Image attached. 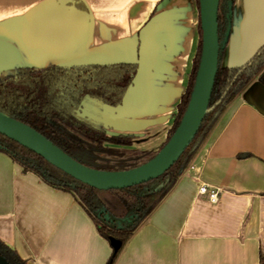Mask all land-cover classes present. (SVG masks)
Returning a JSON list of instances; mask_svg holds the SVG:
<instances>
[{"label": "crops", "instance_id": "crops-1", "mask_svg": "<svg viewBox=\"0 0 264 264\" xmlns=\"http://www.w3.org/2000/svg\"><path fill=\"white\" fill-rule=\"evenodd\" d=\"M55 1L0 0V69L61 65L127 40H150L153 45L134 51L141 64L128 90V101L147 114L128 119L156 116L170 127L198 41L194 1L80 0L88 25L68 40L48 33L41 20ZM261 6V0H235L222 67L244 63L264 40ZM141 131L128 132L132 148L141 151H156L167 133L152 140L139 138ZM202 185L218 191L216 203L199 194ZM0 241L27 264H106L113 253L69 194L23 173L3 153ZM261 257L264 85L255 81L226 107L176 186L113 264H260Z\"/></svg>", "mask_w": 264, "mask_h": 264}, {"label": "trees", "instance_id": "trees-1", "mask_svg": "<svg viewBox=\"0 0 264 264\" xmlns=\"http://www.w3.org/2000/svg\"><path fill=\"white\" fill-rule=\"evenodd\" d=\"M198 9V0H194ZM219 0L218 37L221 41L227 27L229 3ZM72 4L86 11L80 0ZM198 41L187 83L164 142L156 151L132 148L134 136L109 134L102 124L80 113L88 104L118 108L136 76L137 65L117 63L106 66L22 67L0 71V112L44 136L76 162L95 170L118 172L136 168L149 161L170 138L189 101L201 49L199 17ZM221 52L211 92L209 107L195 137L179 159L161 176L123 190L99 191L86 186L51 166L44 159L14 141L0 135V153L8 156L23 173L36 176L47 187L69 194L92 221L98 235L118 242L106 264H113L120 250L139 227L173 190L180 177L213 131L226 107L252 83L264 85V47L244 65L221 66ZM218 103V104H217ZM0 255L9 264H27L0 241ZM264 264V257L260 258Z\"/></svg>", "mask_w": 264, "mask_h": 264}, {"label": "water", "instance_id": "water-1", "mask_svg": "<svg viewBox=\"0 0 264 264\" xmlns=\"http://www.w3.org/2000/svg\"><path fill=\"white\" fill-rule=\"evenodd\" d=\"M218 3L219 0H198L201 49L189 101L170 138L146 163L130 170L118 172L88 168L70 158L34 129L2 112H0V135L30 150L74 180L99 191L123 190L144 184L161 176L179 159L195 137L204 117L213 109V107H209V101L217 72L219 54L224 51L230 37L233 8L232 3H229L226 15L228 24L224 37L220 41L218 37ZM261 3L260 9L264 21V0H261ZM41 20L48 33L58 39L67 40L78 30H82L88 25L87 13L78 10L72 4V0H56L54 5L42 14ZM146 45H153V42L140 38L127 40L80 55L61 65L79 68L131 63L137 65L138 70L141 63L132 56H134L135 50L144 48ZM261 47H264V40L258 42L248 59L238 66L246 64ZM4 70L9 69H0V71ZM128 90L124 100L127 98ZM124 100L122 105L118 107L120 110L133 115L147 114V112L136 108L130 101H128V108H126ZM82 115L102 124L106 128H117L126 132L137 131L147 125L146 122L139 123L129 119L128 124L112 122L105 118L96 117L85 110H82ZM109 243L113 253H116L119 248L118 242L111 240ZM0 264L9 263L0 255Z\"/></svg>", "mask_w": 264, "mask_h": 264}, {"label": "rangeland", "instance_id": "rangeland-1", "mask_svg": "<svg viewBox=\"0 0 264 264\" xmlns=\"http://www.w3.org/2000/svg\"><path fill=\"white\" fill-rule=\"evenodd\" d=\"M195 6H196V4H195ZM192 20H194L195 23L198 22V9L197 8H196V15L194 16V18H192ZM124 106L126 108H128V95H127L126 100H124ZM85 110L87 112H89L90 114H92L96 117H99V118H105V119H108L112 122L128 124V112L120 110L119 108L118 109H110V108H106V107L104 108L103 107L101 109L97 105L88 104L85 106ZM174 114H175V111H174ZM174 114H173V117H174ZM129 117H130L129 120L136 121L139 123H145V122L147 123V125H146L147 128H142L141 130H143V131H141V133H137V136L139 138H148V139L151 138L152 140H155V138L157 136V138L159 140H161L164 136L162 134L163 133L162 130H168L170 128L169 126L166 128L165 125L160 126L159 119L156 116L146 117L144 119L133 118V116L132 117L129 116ZM154 122H156V124ZM148 125H149V127H148ZM107 132L109 134H118V133H127L128 134V132L118 130L117 128H107ZM152 136H154V137H152Z\"/></svg>", "mask_w": 264, "mask_h": 264}, {"label": "built area", "instance_id": "built-area-1", "mask_svg": "<svg viewBox=\"0 0 264 264\" xmlns=\"http://www.w3.org/2000/svg\"><path fill=\"white\" fill-rule=\"evenodd\" d=\"M199 194L206 195L209 202L216 203L218 199V191L214 189H208L206 186L202 185L198 190Z\"/></svg>", "mask_w": 264, "mask_h": 264}, {"label": "flooded vegetation", "instance_id": "flooded-vegetation-1", "mask_svg": "<svg viewBox=\"0 0 264 264\" xmlns=\"http://www.w3.org/2000/svg\"><path fill=\"white\" fill-rule=\"evenodd\" d=\"M227 12H228V10H227ZM227 15V14H226ZM227 28V27H226ZM103 108V107H102ZM101 108V109H102ZM105 108V107H104ZM106 108H108V107H106ZM111 109V108H110ZM82 110H85V109H80V113L82 114ZM86 111V110H85ZM172 124V123H171Z\"/></svg>", "mask_w": 264, "mask_h": 264}]
</instances>
